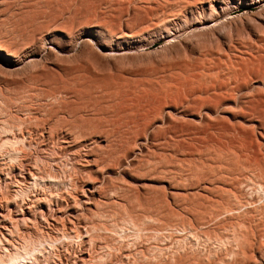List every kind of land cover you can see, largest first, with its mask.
Here are the masks:
<instances>
[{"label": "rangeland", "instance_id": "rangeland-1", "mask_svg": "<svg viewBox=\"0 0 264 264\" xmlns=\"http://www.w3.org/2000/svg\"><path fill=\"white\" fill-rule=\"evenodd\" d=\"M0 44L19 61L0 67V127H13L0 141V259L27 246L20 264H238L228 237L264 236V216L243 228L231 213L212 216L230 188L210 197L209 177L197 182L200 169L239 167L235 143L237 155H256L238 156L236 179L256 182L264 164V0H0ZM254 182L233 212L261 211ZM251 254L264 264V242Z\"/></svg>", "mask_w": 264, "mask_h": 264}, {"label": "bare ground", "instance_id": "bare-ground-1", "mask_svg": "<svg viewBox=\"0 0 264 264\" xmlns=\"http://www.w3.org/2000/svg\"><path fill=\"white\" fill-rule=\"evenodd\" d=\"M203 26H205V22H201V23H198V24H195L194 25V27H196V28H199V29H201L200 27H203ZM206 27V26H205ZM198 29V30H199ZM203 30H204V28H202ZM202 30V31H203ZM201 31V30H200ZM204 32V31H203ZM202 32V33H203ZM199 33V32H198ZM201 34V33H200ZM124 35H127V33L126 34H124ZM195 35H196V33H195ZM127 37H129V36H127ZM131 37H132V35H131ZM134 37V36H133ZM10 41V40H9ZM28 53V52H27ZM35 56V52L34 51H32V52H29L28 53V57L31 59V61H34L35 60V58L36 57H34ZM198 60V59H197ZM39 61V60H38ZM18 59L16 58V52L15 51H13V49L11 48V47H8V46H5L4 44H0V67L1 66H3L4 68H6L8 71H14L16 68H17V64H18ZM36 62V61H35ZM181 62V61H180ZM30 63V62H29ZM188 63H189V61H188ZM191 65H192V62H191ZM194 65V64H193ZM196 67H198V66H195V68ZM2 68V67H1ZM188 68H189V65H188ZM166 72V71H165ZM191 72V71H190ZM194 73V72H193ZM190 75H192L191 73H190ZM195 75V74H194ZM64 78V77H63ZM194 78H196V77H194ZM241 80V79H240ZM247 80V79H246ZM192 81V80H191ZM195 81V80H194ZM247 82V81H246ZM188 83V82H187ZM194 83V82H193ZM245 83V82H244ZM220 84V83H219ZM239 84V83H238ZM237 84V85H238ZM247 85V84H246ZM214 86V85H213ZM239 86V85H238ZM190 87H191V85H190ZM194 88V87H193ZM213 88V87H212ZM68 89V88H67ZM195 89V88H194ZM200 89V88H199ZM207 89H208V87H207ZM210 89V88H209ZM193 90V89H192ZM196 90H198V89H196ZM214 90V89H213ZM212 90V91H213ZM216 90V89H215ZM220 90H222V89H220ZM200 91V90H199ZM202 91H203V89H202ZM233 91H234V89H233ZM191 92V91H190ZM190 92H189V94H190ZM194 92V91H193ZM192 92V93H193ZM196 92H198V91H196ZM208 92V91H207ZM217 92V91H216ZM214 93V92H213ZM188 94V95H189ZM196 94V93H195ZM204 94V93H203ZM206 94V93H205ZM218 94V93H217ZM216 94V95H217ZM187 95V94H186ZM188 95H187V98H189L188 97ZM210 95V94H209ZM208 95V96H209ZM219 95H220V93H219ZM219 95H217L218 97H220ZM261 95V94H260ZM192 96H193V94H192ZM201 97V96H200ZM199 97V98H200ZM216 97V96H215ZM214 97V98H215ZM260 97V96H259ZM172 98V97H171ZM223 98V97H222ZM254 98V97H253ZM253 98L252 99H250V101L249 102H254L255 101V98H254V101H252L253 100ZM161 99V98H160ZM185 99V98H184ZM202 99H204L203 97L201 98V100ZM210 99V97L209 98H207V100H209ZM260 99H262L261 97H260ZM259 99V100H260ZM187 100V99H186ZM185 100V101H186ZM189 100V99H188ZM196 100V99H195ZM207 100H204V102L205 101H207ZM220 100H221V97H220ZM223 100H225V99H223ZM263 100H264V98L262 99V102H263ZM193 101H194V99H192V103H193ZM198 101V100H197ZM210 101H212V100H209V102ZM219 101V100H218ZM217 100H216V103L218 102ZM85 102H86V100H85ZM195 102V101H194ZM202 102V101H201ZM208 102V103H209ZM213 102V101H212ZM212 102H211V105H212ZM247 102V101H246ZM248 102V103H249ZM256 102V104L259 102H257V100L255 101ZM255 102H254V104H255ZM74 103V102H73ZM196 103H199V102H196ZM207 103V104H208ZM244 103V102H243ZM260 103V105L259 106H261V102H259ZM183 104V103H182ZM219 104V103H218ZM250 104H252V103H250ZM254 104H253V106H254ZM159 105H161V104H159ZM189 105V104H188ZM187 105V106H188ZM210 105V106H211ZM216 105V104H215ZM214 105V106H215ZM247 105H249V104H247ZM247 105H245V107H247ZM153 106V105H152ZM179 106V105H178ZM249 106H251L252 107V105H249ZM248 106V107H249ZM256 106V105H255ZM254 106V107H255ZM157 107H159V106H157ZM182 107H183V105H182ZM189 107H193L192 105H190ZM251 107H249L248 109H250ZM263 107H264V105H263ZM5 108V107H4ZM7 108V107H6ZM155 108V107H154ZM188 108V107H187ZM218 108V107H217ZM253 108V107H252ZM258 108H260V107H258ZM191 109V108H190ZM255 109H256V107H255ZM255 109H253V110H255ZM262 109V108H261ZM260 109V110H261ZM264 109V108H263ZM5 110V109H4ZM192 110V109H191ZM241 110V109H240ZM253 110L251 111L250 110V112L252 113L253 112ZM154 111V110H153ZM164 111V110H163ZM247 110L245 109V112H246ZM263 111V110H262ZM88 112V111H87ZM160 112H162V111H160ZM240 112V111H239ZM245 112H242V113H245ZM248 112V111H247ZM247 112H246V115H248L247 114ZM249 112V113H250ZM255 112L257 113V109L255 110ZM157 113V112H156ZM249 114V115H252V114ZM261 113V112H260ZM164 114V113H163ZM262 114V113H261ZM161 115V114H160ZM169 115V114H168ZM248 115V116H249ZM253 115H255V114H253ZM260 115V114H259ZM243 116H245V115H243ZM149 117V116H148ZM174 117V116H173ZM254 117V116H253ZM155 118H157L156 116H155ZM160 118V117H159ZM147 119V118H146ZM172 119V118H171ZM262 119V118H261ZM157 120V119H156ZM210 120V119H209ZM221 120H223V119H221ZM254 120V119H253ZM180 121V120H179ZM212 121H216V120H214V119H212ZM211 121V122H212ZM157 122V121H156ZM221 122V121H220ZM224 122V121H223ZM264 122V121H263ZM213 123V122H212ZM216 123H218V122H216ZM237 123V122H236ZM262 123V122H261ZM6 125H3L2 127H0V141L3 143L2 145H6L7 146V144H8V142L9 141H11L7 136H4L3 138H1V135L2 134H7L8 136L10 135V134H8V133H10L9 131L10 130H12L11 128H13L12 126H10L9 124H7V123H5ZM172 124V123H171ZM188 124V123H187ZM207 124H209L208 123V121H207ZM15 125V124H14ZM189 125V124H188ZM213 125V124H212ZM231 125H233V124H231ZM173 126V125H172ZM172 126H169V127H172ZM175 126V125H174ZM179 126V125H178ZM199 126V125H198ZM208 126V125H207ZM215 126V125H214ZM191 127V126H190ZM196 127V126H195ZM235 128H237L236 126H234ZM233 127V128H234ZM240 127V126H239ZM244 127V126H243ZM178 128V127H177ZM233 129V130H236V129ZM231 129V128H230ZM246 129V128H245ZM225 130V129H224ZM171 131H173V129L171 130ZM177 131V129L175 130V131H173V132H176ZM183 131V130H182ZM188 131V130H187ZM237 131V130H236ZM239 131V130H238ZM237 131V132H238ZM12 132V131H11ZM146 132V131H145ZM171 133V132H170ZM169 133V134H170ZM53 134V133H52ZM138 134V133H137ZM180 134V133H179ZM182 134V133H181ZM180 134V135H181ZM187 134V133H186ZM85 135V134H84ZM174 135H175V133H174ZM23 136V135H22ZM176 136V135H175ZM226 136V135H225ZM217 137V136H216ZM220 137H222V136H220ZM229 137V136H228ZM227 137V138H228ZM81 138V137H80ZM172 138V137H171ZM238 138V137H237ZM18 139V138H17ZM23 139V138H22ZM191 139V138H190ZM247 139V138H246ZM16 140V139H15ZM19 140H20V138H19ZM174 140V139H173ZM221 140V139H220ZM230 140V139H229ZM232 140H234V139H232ZM240 140V139H239ZM242 140H243V138H242ZM252 140V139H251ZM169 141V140H168ZM175 141V140H174ZM180 141V140H179ZM226 141V140H225ZM231 141V140H230ZM229 141V142H230ZM235 141V140H234ZM246 141V142H245ZM245 141H242V145L243 144H247L249 141H247V140H245ZM193 142V141H192ZM220 142V141H219ZM232 142V141H231ZM240 144H241V142L240 141H238ZM243 142H245V143H243ZM14 143V142H13ZM17 143V142H16ZM234 143V142H233ZM253 143V142H252ZM252 143L250 142L249 144L252 146ZM212 144V143H211ZM223 144V143H222ZM229 144V143H228ZM235 144H238V143H235ZM234 144V145H235ZM2 145H1V147H2ZM12 145H14V144H12ZM11 145V146H12ZM194 145V144H193ZM214 145V144H213ZM218 145H219V143H218ZM220 145H221V142H220ZM224 145V144H223ZM232 146L233 147V150L232 151H234L233 153H234V155L235 156H237V160H238V162L236 161L235 163H234V165H236L237 166V164L239 165V167L238 168H240V166H242L243 165V163H240L239 162V160H243V159H240L241 157H243L244 159H245V157L246 156H248L249 155V153H250V150H249V153H248V155H246V154H243L244 153V151H242V154H238L237 155V151L235 152V150H234V148H238L239 146H241V145H237L238 147H236V146ZM249 145V146H250ZM258 145V144H257ZM5 146V147H6ZM229 146V145H228ZM231 146V145H230ZM230 146L228 147V149L230 148ZM254 146V145H253ZM253 146L251 147V148H253ZM218 147V146H217ZM226 148H227V145L225 146ZM242 147H244V145L242 146ZM241 147V148H242ZM245 147L246 148H249L250 149V147H248V145L246 146L245 145ZM261 147V146H260ZM3 148V147H2ZM208 148V147H207ZM214 148V150H216L215 149V146L213 147ZM213 148H212V150H213ZM220 148H221V150L220 149H218L220 152L222 151V145L220 146ZM263 148V147H262ZM209 149V148H208ZM207 149V150H208ZM211 149V148H210ZM230 149H232V148H230ZM243 149V148H242ZM254 149V148H253ZM0 150H2V149H0ZM206 150V151H207ZM243 150H245V149H243ZM230 151V150H229ZM228 151V152H229ZM240 150L238 151V152H241ZM245 151H247L248 152V150H245ZM262 151V150H261ZM264 151V150H263ZM154 152V151H153ZM190 152V151H189ZM214 152V151H213ZM217 152V151H216ZM219 152V153H220ZM227 152V151H226ZM247 152H245V153H247ZM15 153V152H14ZM203 153V152H202ZM206 153V152H205ZM207 153H208V151H207ZM210 153H212V152H210ZM209 153V154H210ZM218 153V152H217ZM230 153H232L231 151H230ZM232 153V154H233ZM236 153V154H235ZM252 153V152H251ZM250 153V154H251ZM254 153V152H253ZM252 153V154H253ZM193 154V153H192ZM199 154H200V152H199ZM251 154V155H252ZM255 154V153H254ZM253 154V155H254ZM167 155V154H166ZM220 154H218V156H219ZM228 155H230V154H228ZM243 155V156H242ZM244 155H246V156H244ZM252 155V156H253ZM257 155H260V153L259 154H257ZM12 156V155H11ZM215 156V155H214ZM234 156V157H235ZM238 156L240 157V158H238ZM250 156V155H249ZM249 156L247 157L248 159H249ZM252 156H250V158H252V160L254 159V157L256 156V155H254V157H252ZM172 157V156H171ZM220 157V156H219ZM221 157H222V155H221ZM223 157H225V156H223ZM222 157V158H223ZM230 157V156H229ZM264 157V156H263ZM14 158H15V156H14ZM199 158H201V157H199ZM209 158V157H208ZM211 158V157H210ZM212 158H213V156H212ZM211 158V159H212ZM221 158V160H223ZM236 158V157H235ZM258 158V161H260L259 160V157H257ZM256 158V159H257ZM210 159V160H211ZM256 159H255V161H256ZM185 160V159H184ZM198 160V159H197ZM205 160H206V158H205ZM205 160L203 161L204 163H205ZM210 160H208V161H210ZM216 160V159H215ZM218 160H219V158H218ZM230 160V159H229ZM231 160H233V158L231 159ZM252 160L250 161L249 160V162L251 163L252 162ZM263 160V159H262ZM200 161V160H199ZM202 161V160H201ZM228 161V160H227ZM247 162H248V160H246ZM245 160L244 161H242V162H244L245 164H247V162H246ZM254 161V160H253ZM258 161H256V162H258ZM14 162V161H13ZM198 162V161H197ZM202 162V163H203ZM215 162V161H214ZM221 162V161H220ZM261 162V161H260ZM259 162V163H260ZM18 163V162H17ZM200 163V162H199ZM209 163V162H208ZM230 163V162H229ZM237 163V164H236ZM253 163V162H252ZM262 163V162H261ZM261 163H260V165H259V167H258V164H254L255 166H257L259 169H257V167L255 168V170H253L252 172H255L254 174H256V171H260V174H259V172L255 175V178H256V182H254V180H252V179H250V178H248V177H246L247 178V180L245 179V180H243L244 179V176H243V179L241 178H238V179H236L237 177L236 176H233V175H235V174H233V172H234V169H235V171H237L238 169H237V167L235 168V166H234V168L232 169V171L233 172H230L231 170V168L233 167H231V168H229L230 166L228 165L227 167L225 166V164H224V167H226V168H224L223 166H220V167H213V165L212 166H209L207 163H205V165L209 168V170H207V171H202L201 169V172H200V170H198L199 171V173H200V175H199V173H198V176H201V173H202V176L201 177H198L199 178V180H198V178H196V180L195 181H197V182H199L200 180H201V178H202V181L204 180H206V178L205 179H203L204 177H209L208 179H209V181H206L205 182V184H203L204 186H202L203 188H201L202 189V193L203 194H205V195H210V197L211 196H213V194L214 193H216V189L218 188V189H220V188H222L223 189V187L224 188H230L228 191H230V195H229V197H231L230 199H232L233 198V200L234 201H232V200H230V199H228V198H226V199H228L229 200V202L228 201H225V202H227V203H225V204H222V203H219V201H218V203L219 204H216V205H218L219 207H220V209L219 208H217V210L215 209V210H213L212 211V216L213 215H215L216 217L217 216H219V214H221L222 213V211L223 212H226V213H231L230 215H229V217L234 221L233 223L236 225L237 224V226H238V228L241 226L242 228H243V226H245V227H247V225H249V227L250 226H252L251 224H252V222L255 220V218L253 217V214H258V217L259 216H264V206L261 208V207H258V209L259 208H261V211H256V209L255 210H250V209H244L245 211H243V210H241V211H243V212H233V210H238V209H240L241 207H243V204L241 203L242 202V200H244L243 199V193H244V191H243V189H244V185H243V183L245 182L246 183V181L247 182H254V184H256V186H257V188H258V190H259V192H260V196L261 197H264V164H262V166H261ZM263 163H264V161H263ZM211 164V163H210ZM216 164H217V161H216ZM244 164V165H245ZM249 164V163H248ZM252 164V165H253ZM203 165V164H202ZM205 165L204 166H202V167H204L205 168ZM222 165H223V163H222ZM251 165V164H250ZM254 165H253V167H254ZM199 166V165H198ZM246 166V165H245ZM248 167H250V166H248ZM252 167V168H253ZM199 168V167H198ZM207 168V169H208ZM229 168V169H228ZM245 168V167H244ZM203 169V168H202ZM237 169V170H236ZM254 169V168H253ZM245 170V169H244ZM243 171V170H242ZM250 171V170H249ZM191 172H193V171H191ZM195 172V171H194ZM238 172V171H237ZM237 172H236V174H237ZM245 172H246V170H245ZM245 172H243V173H245ZM241 173V172H240ZM246 173H248V171L246 172ZM245 175V174H244ZM253 175V174H252ZM251 175V176H252ZM257 175H259V176H257ZM31 176H33V175H31ZM229 176H232L231 177V181L232 182H228V179H230V177ZM241 176V175H240ZM239 176V177H240ZM254 176V175H253ZM193 177V176H192ZM195 177H197V175L195 176ZM195 177H193V178H195ZM236 179V180H235ZM250 180V181H249ZM194 182V181H193ZM195 183V182H194ZM193 183V184H194ZM200 183H204V182H201L200 181ZM200 183H198V184H200ZM244 183V184H245ZM253 184V185H254ZM246 185V184H245ZM248 185V184H247ZM246 185V186H247ZM195 186V185H194ZM198 186V185H197ZM201 186V185H200ZM200 186H199V188H200ZM255 186V185H254ZM253 186V187H254ZM252 187V188H253ZM198 188V189H199ZM249 189H250V187H249ZM219 191V190H218ZM223 192L225 191V189L224 190H222ZM247 191V190H246ZM252 193H254V192H252ZM24 194V193H23ZM157 194V193H156ZM202 194V195H203ZM225 194V193H224ZM245 194V193H244ZM258 194V193H257ZM216 195V194H215ZM215 195L213 196V197H215ZM263 195V196H262ZM200 196V195H199ZM219 195H217L216 197H218ZM227 196H228V194H227ZM226 196V197H227ZM259 196V195H258ZM137 197V196H136ZM202 197H206L207 199H209L208 198V196H202ZM221 197V196H220ZM224 197V196H223ZM200 198V197H199ZM222 198V197H221ZM221 198H219V199H221ZM207 199H205V200H207ZM214 198H210V202H211V200H213ZM262 199V198H261ZM223 200H225V197H224V199ZM204 201V200H203ZM208 201V200H207ZM214 201V200H213ZM222 201V200H221ZM245 202V201H244ZM224 203V202H223ZM251 203V202H250ZM250 203H249V205H250ZM253 203H254V201H253ZM205 204V203H204ZM214 205V204H213ZM97 206V205H96ZM202 206H204V205H201V207ZM206 206H208V203H207V205ZM206 206H205V209H206ZM256 206V205H255ZM211 207V206H210ZM209 207V208H210ZM216 207V206H215ZM97 208H99V207H97ZM170 208V207H169ZM196 208V207H195ZM203 209H204V207H202ZM202 208H200L199 207V210H201ZM246 208V207H245ZM250 208V207H249ZM252 208V207H251ZM204 209V210H205ZM213 209V208H212ZM211 209V210H212ZM219 209V210H218ZM253 209V208H252ZM124 210V209H123ZM129 210V209H128ZM206 211H208L207 209H206ZM93 212V211H92ZM189 212V211H188ZM196 212V211H195ZM201 212H202V210H201ZM132 213H134V212H132ZM198 213V212H197ZM200 213V212H199ZM195 214V213H194ZM204 214H206L205 212H204ZM203 214V215H204ZM209 214H210V211H209ZM224 214V213H223ZM102 215V214H101ZM100 215V216H101ZM199 215V214H198ZM222 215V214H221ZM228 215V214H227ZM119 216V215H118ZM209 217H211V216H209ZM260 217V218H261ZM83 218V217H82ZM105 218V217H104ZM147 218V217H146ZM145 218V219H146ZM201 218H202V216H201ZM205 218H208V217H205ZM220 218H222V217H220ZM225 218H227V217H225ZM100 219V218H99ZM199 219V218H198ZM204 219V218H203ZM219 219V218H218ZM217 219V220H218ZM224 219V218H223ZM230 219V220H231ZM259 219V218H258ZM262 219H264V217H262ZM262 219H260V221H262ZM162 220V219H161ZM196 220V219H195ZM211 220H213V219H211ZM103 221H104V219H103ZM106 221V220H105ZM109 221V220H108ZM147 221V220H146ZM157 221V220H156ZM198 221V220H197ZM209 221V220H208ZM259 221V222H260ZM112 222V221H111ZM124 222H126V225H127V223H129L128 225H132L133 227H134V229L136 230V231H139V230H145L146 229V227H145V225H146V223H145V221H134V219L132 218H127L126 220H124ZM159 222V221H158ZM207 222V221H206ZM259 222H258V224H259ZM262 222H264V221H262ZM261 222V223H262ZM105 223H107V222H105ZM232 223V222H231ZM232 223V224H233ZM114 224V223H113ZM125 224V223H124ZM162 224V223H161ZM98 225V224H97ZM100 225V224H99ZM102 225H104L103 224V222H102ZM101 225V226H102ZM111 225V224H110ZM117 225H119V224H117ZM184 225V224H183ZM218 225V224H217ZM257 225V224H256ZM255 225V226H256ZM263 225H264V223H263ZM112 226V225H111ZM116 226V225H115ZM185 226V225H184ZM194 226V225H193ZM192 226V227H193ZM203 226V225H202ZM225 226V225H224ZM258 226V225H257ZM256 226V227H257ZM64 227V226H63ZM106 227H108V226H103V228H106ZM113 227H114V225H113ZM118 227V226H117ZM125 227V226H124ZM123 227V228H124ZM149 227V226H148ZM121 228V227H120ZM126 228V227H125ZM145 228V229H144ZM154 228V227H153ZM193 228H195V227H193ZM237 228V229H238ZM258 228V227H257ZM257 228H254L253 229V227L251 228V229H253L252 231H247V233L245 234V233H238L237 231H236V233H238L239 235H236V233L233 235V236H231V235H229V236H231V237H228V239H227V237H226V239L228 240V242H235V245L237 246V249H235V250H233V252L235 253V254H237V258H236V260H235V263H238V264H250V258L252 259V258H255V256H253V257H250V255L252 256L253 254H251V252H253V248H255V246H257V245H261L264 241H262V243L260 244V242H261V239H264V236L263 237H260V235L262 234V232H261V230H260V232L259 231H256V229ZM92 229V228H91ZM96 229V228H95ZM113 229V228H112ZM117 229V228H116ZM115 229V230H116ZM122 229V228H121ZM183 229V228H182ZM191 229V228H190ZM250 229V228H249ZM248 229V230H249ZM108 230H110V229H108ZM124 230V229H123ZM150 230V229H149ZM158 230V229H157ZM163 230H164V228H163ZM186 228H184L182 231H183V233H184V231L186 232ZM192 230H194V229H192ZM191 230V231H192ZM223 230V229H222ZM229 230V229H228ZM114 231V230H113ZM117 231V230H116ZM146 231H147V229H146ZM154 231H155V229H154ZM154 231H153V233H154ZM162 231V230H161ZM190 231V232H191ZM217 231H219V230H217ZM235 231V230H234ZM243 231H245V230H243ZM109 232V231H108ZM151 232V231H150ZM157 232V231H156ZM180 232H181V229H180ZM104 233H107V232H104ZM140 233H142V231L140 232ZM171 233V232H170ZM179 233V232H178ZM188 233H189V231H188ZM196 233V232H195ZM230 233V232H229ZM260 233V234H259ZM174 234V233H173ZM98 235L99 234H96V237H98ZM159 235V234H158ZM179 235V234H178ZM190 235V234H189ZM197 235H199V234H197ZM196 235V236H197ZM263 235H264V233H263ZM104 236V235H103ZM136 236V235H135ZM139 236H140V234H139ZM184 236H186V235H184ZM188 236V235H187ZM193 236V235H192ZM191 236V237H192ZM215 236V235H214ZM95 237V236H94ZM107 237V236H106ZM151 237V236H150ZM166 237V236H165ZM181 237V236H180ZM194 237H195V235H194ZM100 238V237H99ZM102 238V237H101ZM104 238V237H103ZM199 238V237H198ZM106 239V238H105ZM111 239V238H110ZM139 239V238H138ZM151 239V238H150ZM161 240L163 239V238H160ZM166 239V238H165ZM215 239H217V237L215 238ZM92 240H95V238L94 239H92ZM97 240H98V238H97ZM107 240H108V238H107ZM186 240V239H185ZM213 240V239H212ZM224 240V239H223ZM226 240V241H227ZM96 241V240H95ZM200 241V240H199ZM218 241V240H217ZM221 241V240H220ZM225 241V242H226ZM105 242V241H104ZM171 242V241H170ZM224 242V241H223ZM27 243V242H26ZM95 243V242H94ZM108 243V242H107ZM137 243V242H136ZM101 244V243H100ZM106 244V243H105ZM115 244V243H114ZM152 244V243H151ZM229 244V243H228ZM231 244H233V243H231ZM103 245V244H102ZM109 245V244H108ZM224 245V244H223ZM161 247V246H160ZM225 247V246H224ZM229 247V246H228ZM227 247V248H228ZM230 247H231V245H230ZM233 248V247H232ZM236 248V247H235ZM30 249V248H29ZM28 248H27V246H21V248H17V250H15V251H13V253L12 252H8V253H6L5 255L7 256H5L6 257V259L5 258H1L0 259V264H20L22 261L21 260H26V258H27V256H29V255H32V252H31V250H29ZM151 249H152V247H151ZM154 249H155V247H154ZM167 249V248H166ZM262 249V248H261ZM161 249H159V251H160ZM227 250V249H226ZM230 250V249H229ZM229 250H227V251H229ZM34 251V250H33ZM92 251V250H91ZM142 251V250H141ZM140 251V252H141ZM151 251V250H150ZM165 251V250H164ZM163 251V252H164ZM169 251V250H168ZM167 251V252H168ZM255 251V250H254ZM35 252V251H34ZM142 252H144V251H142ZM158 252V251H157ZM171 252V251H170ZM218 252V251H217ZM131 253V252H130ZM229 253V252H228ZM232 253V252H231ZM138 254V253H137ZM140 254V253H139ZM143 254H146L145 252L143 253ZM142 254V255H143ZM153 254H155V252L153 253ZM168 254H170V253H168ZM190 254V253H189ZM201 254V253H200ZM226 254V253H225ZM133 255V254H132ZM141 255V254H140ZM152 255V254H151ZM162 256V254L160 253L159 254V256ZM173 255H174V253H173ZM180 255H181V253H180ZM183 255V254H182ZM199 255V254H198ZM221 255V254H220ZM233 256H235L234 254H232ZM152 256H154V255H152ZM151 256V257H152ZM169 256V255H168ZM175 256H176V252H175ZM201 256V255H200ZM199 256V258H201ZM138 257V256H137ZM147 257H148V255H147ZM189 257V256H188ZM193 257V256H192ZM191 257V258H192ZM219 257V256H218ZM217 257V258H218ZM221 257V256H220ZM33 258V257H32ZM101 258H102V256H101ZM133 258V257H132ZM160 258V257H159ZM165 258V257H164ZM191 258H190V260H191ZM198 258V259H199ZM224 258V257H223ZM99 259V258H98ZM128 259V258H127ZM134 259V258H133ZM162 259V258H161ZM171 259V258H170ZM177 259V258H176ZM184 259V258H183ZM197 259V260H198ZM214 259H216L215 257H214ZM150 260H152V259H150ZM155 260H157V261H159V259H158V257L156 256V259ZM187 260H189L188 258H187ZM195 260V259H194ZM197 260H195V261H197ZM208 260H210V258H208L207 259V262L206 263H208ZM226 260V259H225ZM252 260H254V259H252ZM251 260V261H252ZM103 261V260H102ZM104 261H105V259H104ZM141 261H142V258H141ZM145 261H147V260H145ZM156 261V262H157ZM165 262L166 261H168V260H164ZM173 262L174 261H177V260H175V259H173L172 260ZM171 261V262H172ZM212 261V260H211ZM211 261H209V263L211 262ZM215 261V260H214ZM229 261V260H228ZM227 261V262H228ZM232 261H234V260H232ZM84 262H86V263H90V264H96L95 262H97V261H94V258L91 256V257H89V259H85L84 260ZM135 262V261H134ZM170 262V261H169ZM172 262V263H173ZM178 262H179V260H178ZM187 262V261H186ZM198 262V261H197ZM200 262V261H199ZM198 262V263H199ZM205 262V261H204ZM223 262H224V260H223ZM257 262V261H256ZM85 263V264H86ZM97 263H103V262H101V260L99 261V262H97ZM142 263H143V261H142ZM147 263V262H146ZM152 263H154V260H153V262ZM163 263V262H162ZM166 263H168V262H166ZM165 263V264H166ZM190 263V262H189ZM104 264V263H103ZM135 264H136V262H135ZM138 264V263H137ZM144 264V263H143ZM151 264V263H150ZM155 264V263H154ZM157 264V263H156ZM160 264V263H159ZM171 264V263H170ZM175 264V263H174ZM195 264H197V263H195ZM199 264H201V263H199ZM211 264H212V262H211ZM222 264H226V263H222ZM229 264V263H228Z\"/></svg>", "mask_w": 264, "mask_h": 264}]
</instances>
